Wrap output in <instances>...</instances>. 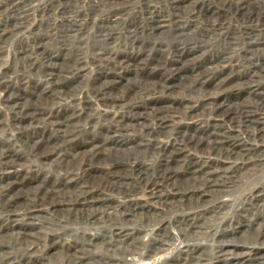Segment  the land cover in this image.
<instances>
[{
    "label": "rangeland",
    "instance_id": "rangeland-1",
    "mask_svg": "<svg viewBox=\"0 0 264 264\" xmlns=\"http://www.w3.org/2000/svg\"><path fill=\"white\" fill-rule=\"evenodd\" d=\"M110 1L0 0V97L43 111L28 121L0 106V160L16 163L0 164V264H228L218 262L227 243L241 255L232 264H264L254 258L264 253V0H243L248 10L188 0L179 13L168 0ZM49 59L63 65L56 88ZM115 96L138 115L170 107L168 119L157 130L144 117L119 137L142 118L100 102ZM243 107L256 121L241 119ZM58 111L73 116L60 130L49 123ZM167 149L180 158L167 161L176 181L159 199L151 188ZM204 169L223 173L216 187L203 186ZM13 195L26 203L8 209ZM185 243L195 246L179 254Z\"/></svg>",
    "mask_w": 264,
    "mask_h": 264
},
{
    "label": "bare ground",
    "instance_id": "bare-ground-1",
    "mask_svg": "<svg viewBox=\"0 0 264 264\" xmlns=\"http://www.w3.org/2000/svg\"><path fill=\"white\" fill-rule=\"evenodd\" d=\"M111 2L110 0H98V5H96V7H94L95 9H99V8H101V6H104V5H106L107 3L106 2ZM121 0H116L115 1V3L116 4H119V3H121L120 2ZM169 1V4H170V6H171V8L175 11V12H178V11H180L182 8H185L186 7V3H187V1L188 0H168ZM254 1V0H253ZM30 2H32V1H30ZM242 3H243V5H242ZM248 3V4H247ZM16 3H10L9 4V7L11 6H14ZM188 4V3H187ZM223 4H224V7H227V8H229V9H232L233 10V8H234V6L236 5H239L240 6V8L241 9H243V8H246L247 7V9L246 10H248V9H251V3H250V1H243V0H229V1H227V2H223ZM108 5H110L109 3H108ZM185 5V6H184ZM246 5V6H245ZM1 6V5H0ZM238 6V7H239ZM16 7V6H15ZM17 9V8H16ZM6 11V10H5ZM235 11H237L238 12V10L236 9ZM239 11H240V9H239ZM1 12H4L3 10L1 11ZM8 12V11H7ZM13 12H15V10L13 11ZM24 12V11H23ZM27 12V11H26ZM250 12V11H249ZM25 13V12H24ZM113 13H118V10H114L113 11ZM179 13V12H178ZM239 13V12H238ZM245 13V12H244ZM251 13V12H250ZM255 13V12H254ZM239 15V14H238ZM251 15V14H250ZM114 17H116V15L114 14ZM108 18V17H107ZM110 18V17H109ZM108 18V19H109ZM245 18V17H244ZM250 19H253V18H251V17H249ZM258 18V17H257ZM21 19V18H20ZM106 20L107 22H109V21H111V19H109V20ZM19 20V19H18ZM17 21V20H16ZM250 21V20H249ZM253 21V20H252ZM104 22V21H103ZM157 22H160V20H157ZM110 23V22H109ZM112 25V24H111ZM22 27V26H21ZM4 29V28H3ZM156 29V28H155ZM6 30V29H5ZM212 31H214L215 29L214 28H212L211 29ZM210 30V31H211ZM3 31V30H2ZM10 31V30H9ZM9 31H8V33H9ZM14 31V30H13ZM15 31H17V28H15ZM6 32H2V34L0 35V40H2V39H5L6 38V34H5ZM10 34V33H9ZM34 49H36V50H38V51H41L42 49H43V46L41 45V44H35L34 46ZM47 61V60H46ZM127 61L128 62H131L130 60H121V61H119V63L120 64H127ZM77 63V62H76ZM132 63V62H131ZM75 65V64H74ZM74 65H73V67H74ZM56 66H57V64H55L54 63V60L53 59H49L48 61H47V63H46V68H45V70H43V72H44V74L46 75V77H47V81H48V83H49V85H52V87L53 88H56V86H58L59 85V80H62L61 78L59 79V74L58 73H60V71H62L63 69V65H60L58 68L59 69H57L56 68ZM77 66V65H76ZM71 68L70 69V72H69V78H71V79H73V77H74V74H75V72L77 71V69H75L76 67H74V68ZM180 69H181V67H180ZM57 70V71H56ZM182 70V69H181ZM180 70V71H181ZM174 72V71H173ZM179 72V71H178ZM176 73V72H175ZM59 79V80H58ZM65 82L66 80H62V82ZM226 81V80H225ZM166 88H167V86H166ZM64 89V88H63ZM163 90H165L164 88H163ZM163 90L161 91L162 93H164L163 92ZM127 92V91H126ZM124 94V93H123ZM128 94V93H127ZM125 96V95H124ZM111 97V96H110ZM134 98V97H133ZM141 98V97H140ZM148 98V97H147ZM160 98V97H159ZM159 98H158V100H159ZM167 98V97H166ZM169 98V97H168ZM96 99V98H95ZM98 99V98H97ZM104 99H106V98H104ZM132 100H134V99H132ZM73 101V100H72ZM129 101V100H128ZM147 101V100H146ZM100 102H102V103H104L106 106H107V108H109V107H112V108H121V110L122 111H127V112H131L132 113V115H134L135 117L136 116H139L140 118H142V119H138V121L136 122H134V123H131V122H126V123H121V127L122 128H120L121 130L119 131V132H115L114 131V134L115 135H117V136H119V137H121V136H123L125 133H129V132H134L135 130H136V128L137 127H139L140 125H143L145 122H146V120L147 119H144V117H150L151 119H153V120H155V122H157V130H160V129H162L161 127L164 125V123H162V122H164L165 120H167L168 119V117L166 116V113H167V111H170V107H166L165 105H160V106H154L153 107V109H152V113L151 112H149V113H145V114H135L134 112H139L140 110H139V107H136V106H134L135 107V109L134 110H132V107L133 106H131V105H129V104H131L130 102H129V104H125V102H126V99H124V97L123 98H118V97H113V98H111V99H109V101L107 100V102H104V101H100ZM127 103V102H126ZM156 103V102H155ZM163 103V102H162ZM32 104V103H31ZM103 104V105H104ZM135 104H136V102H135ZM0 106H3L4 108H6V109H8L10 112H12L13 114H16V115H18V116H20V120L21 119H23V120H25L26 118H29L28 119V121H31V120H39V118L42 120V113H43V111L39 108L38 109V106L37 105H26V104H22L21 103V100L19 99V97H17V96H15L14 94H12V95H5V96H3L2 98L0 97ZM34 106V107H33ZM171 106V105H170ZM145 107H147V106H145ZM31 108H34V109H31ZM107 108H106V110H107ZM165 110H166V112H165ZM108 111V110H107ZM144 111V110H143ZM177 111V110H176ZM251 111V110H250ZM250 111H248V108L247 107H243V108H241L240 110H239V112H237V114L238 115H241V119L242 120H244V122H246V123H251L252 121H254L255 119H256V117H254L253 115H252V111L250 112ZM64 113H65V111H63ZM62 112V113H63ZM228 112V111H227ZM111 113V112H110ZM142 113V112H141ZM254 113V112H253ZM58 115H59V111H58V113H57ZM180 114V113H179ZM235 114V113H234ZM182 115V114H181ZM256 115V114H255ZM125 116V115H124ZM169 116V115H168ZM57 117V116H56ZM170 117V116H169ZM216 117H218V118H223V117H226V118H229L230 116H229V114H220L219 115V112H218V115L216 116ZM72 118H73V116H70V115H67L66 113L65 114H63V115H59V117H57V120L56 121H54V122H49L51 125H56L57 127L56 128H59V130H60V128H62V125H63V123L64 122H66V121H70V120H72ZM217 118V119H218ZM263 118V117H262ZM171 119V118H170ZM169 119V120H170ZM128 120V119H127ZM132 121V120H131ZM221 121V120H220ZM256 121V120H255ZM261 121V120H260ZM121 122V121H120ZM123 122V121H122ZM227 122V121H226ZM259 122V121H258ZM264 122V121H263ZM21 123V122H20ZM241 123V122H240ZM257 123V122H256ZM264 124V123H263ZM245 125V124H244ZM263 127V126H262ZM142 128H146L147 130H150V131H152V127L151 126H149V127H147V126H143ZM154 128V127H153ZM66 131V130H65ZM67 134V132H62V134ZM149 133V132H148ZM151 133V132H150ZM161 133V132H160ZM63 134V135H64ZM162 135H164L163 133H162ZM149 136V135H148ZM165 137V136H164ZM183 139V138H182ZM191 140H193V138H191L190 139V141ZM169 141V140H168ZM187 141V140H186ZM174 142H176V140H174ZM184 142V141H183ZM103 143V142H102ZM106 143V142H105ZM185 143V142H184ZM103 147L101 146H94L86 155H84V157L85 158H87V161L89 162V165H92L95 161L97 162L98 160H96V157L98 156V155H100L101 154V149H102ZM173 148V147H172ZM175 149V148H174ZM222 152H224L223 150L222 151H218L217 153H220V154H222ZM225 152H228L229 153V151H225ZM179 154V151H168V149H167V154H165V157H164V160H163V163H164V165H163V163H162V166H161V171L159 172V175H158V177H156V181L155 182H153V184H152V188H151V190L153 191V193H152V196L153 197H155V198H161L162 196H161V191H162V188H163V186H165V185H167V186H169V184L171 183V184H174L175 182L174 181H176V178H175V171L170 167V164L169 165H167V161H174L173 163H177L178 161H179V158H178V155ZM210 156V155H209ZM228 156V155H227ZM1 157H3V159H1L0 160V164H2V165H5V168H7V167H12V166H14V165H16V163H15V157L13 156V154H11V153H4ZM115 162V161H114ZM103 163V164H102ZM102 165H105L106 163H107V159H104V161L102 160ZM179 163V162H178ZM177 163V164H178ZM114 165V166H113ZM116 165H117V163L115 162V163H111V166H113V168L115 169L116 168ZM196 166V165H195ZM200 167H201V165H200ZM4 171H5V169H4ZM198 171V170H197ZM211 171V170H210ZM8 173V172H7ZM85 173H87L88 174V172L86 171ZM195 173V172H194ZM9 174V173H8ZM7 175V174H6ZM204 175V176H203ZM209 175V178H206V176H208ZM16 176V175H15ZM201 177H202V180H203V186L204 187H206V188H213V187H216L217 185H218V182H219V179H217L218 177H223V173H221L219 170H216L214 173L213 172H207L206 171V169H204V170H202V175H201ZM205 177V178H204ZM194 178V177H193ZM199 178H200V176H199ZM224 182V181H223ZM15 183V182H14ZM12 184V183H11ZM97 184V183H96ZM162 184V185H161ZM164 184V185H163ZM170 184V185H171ZM220 185V184H219ZM166 187V186H165ZM200 188V187H199ZM50 192H53L52 191V188H51V190H49ZM48 191V192H49ZM206 191V190H205ZM16 192H14V194H15ZM19 193V192H18ZM201 193V192H200ZM17 195V194H16ZM10 196V198L8 197V196H6V206H7V208L8 209H12V208H15V207H17V206H19V205H23L22 203H21V201H24L25 203H26V199H25V197H24V199L22 198L21 200H19V201H17L15 198H18L17 196ZM53 195V194H52ZM15 200V201H14ZM25 205V204H24ZM264 210V209H263ZM194 234V233H193ZM183 235H185V234H183ZM232 235V234H231ZM195 237V236H194ZM184 238V237H183ZM182 238V239H183ZM187 238H189V237H187ZM185 240V239H184ZM190 240V239H189ZM191 241V240H190ZM155 243V242H154ZM189 243V242H188ZM188 243H185V245H181L180 247H179V249L177 250L178 252H179V254H183V253H185V254H190V247H193V246H195V244L194 245H191V244H188ZM152 244V243H151ZM158 244V243H157ZM228 244V243H227ZM227 244H224V245H222V247H221V249H220V252H219V255H218V262L219 263H223V262H227L228 264H232V263H235L238 259H239V257L241 256L239 253H235L234 252V250H231L230 249V246H228V247H226L225 245H227ZM197 245V244H196ZM197 249V248H196ZM246 249V248H245ZM157 250H159L158 248H157ZM256 250V249H255ZM254 250V251H255ZM262 249L260 248L259 249V251L258 252H256L255 253V256H254V258H257V259H261V258H263L264 257V253L261 251ZM154 252H157L156 250L154 251ZM245 254V253H244ZM132 255H135V254H132ZM194 258V257H193ZM243 258H245V257H243ZM248 258V257H247ZM139 261H142V263H140V264H150V263H148V261H147V263H146V260L144 259V256H142V255H140L139 256ZM243 261V260H242ZM241 261V262H242ZM133 262H135L136 264H137V259H135L134 258V261ZM133 262H131V263H133ZM126 263V262H125ZM134 263V264H135ZM139 263V262H138ZM240 263V262H239ZM115 264H118L117 262L115 263Z\"/></svg>",
    "mask_w": 264,
    "mask_h": 264
}]
</instances>
